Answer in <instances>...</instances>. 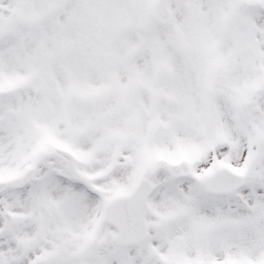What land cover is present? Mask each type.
<instances>
[{"label":"snow or ice","instance_id":"1","mask_svg":"<svg viewBox=\"0 0 264 264\" xmlns=\"http://www.w3.org/2000/svg\"><path fill=\"white\" fill-rule=\"evenodd\" d=\"M0 264H264V0H0Z\"/></svg>","mask_w":264,"mask_h":264}]
</instances>
